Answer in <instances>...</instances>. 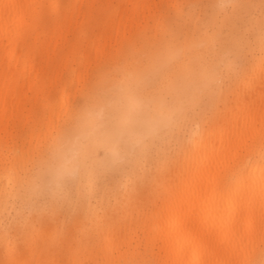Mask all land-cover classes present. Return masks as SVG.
I'll return each mask as SVG.
<instances>
[{"label":"bare ground","instance_id":"obj_1","mask_svg":"<svg viewBox=\"0 0 264 264\" xmlns=\"http://www.w3.org/2000/svg\"><path fill=\"white\" fill-rule=\"evenodd\" d=\"M165 1L0 0V221L37 156L39 163L54 157L56 170L74 173L79 192L87 183L90 194L86 161L100 164L101 147L108 164L166 126H175L178 140L164 161L138 160L123 188L113 178L95 202L82 203L73 218L78 249L55 246L57 232L40 223L49 247L40 251L42 237L31 247L28 233L20 249L2 237V264H264V26L253 42L262 53L244 65L236 105L192 118V103L218 77L211 53L220 6L211 28L198 19L169 21ZM151 19L164 34L149 40L142 66L126 56L110 80L105 60ZM31 93L45 111L37 112L30 141L7 149ZM141 189L147 193L138 198ZM90 236L95 244L85 243Z\"/></svg>","mask_w":264,"mask_h":264},{"label":"rangeland","instance_id":"obj_2","mask_svg":"<svg viewBox=\"0 0 264 264\" xmlns=\"http://www.w3.org/2000/svg\"><path fill=\"white\" fill-rule=\"evenodd\" d=\"M233 1L216 0L215 3H212L210 0H166L164 2L165 18L169 21L181 18L183 21L188 20L193 23L194 19H198V24L208 22L211 28L215 7L220 6L213 28L218 25L216 29L221 31L218 33V39L215 41L213 53H211L218 77L211 81L206 89L200 91L192 103L189 113L192 118H208L217 111L223 112L226 107L236 105L239 96L237 83L241 75L246 73L244 65L247 66L253 59H251L252 53H254V56L262 53L260 47L253 42L254 37L258 36V29L264 26V0H237L236 4ZM189 11H192V15L189 14ZM225 16L224 23H221L222 18ZM37 20L45 23V15H39ZM155 26V20L151 19L141 29L142 33L135 32L117 47V51L112 58L105 60L103 68L107 70L112 67V71L108 76L110 80H113L114 76H119L118 68L115 70L114 67L123 63L126 56V59L134 61L136 66H142L145 61V55L142 53L149 40L154 35L161 37L164 34L162 28L159 30ZM168 26L166 25L165 29ZM250 43L251 46H249ZM255 87H253V90L256 89ZM31 94L33 96H31L27 106L22 111L23 113L13 121V136L8 140L5 139L4 144L7 149L17 147L25 141L29 142L31 139L30 130L37 120L35 117L45 111V106L35 102L34 94ZM58 95H61V92L54 98ZM30 107L34 108L33 115L27 121L25 115ZM86 126H89V124ZM91 126H94V122L91 123ZM188 130V126L184 124L181 136ZM80 132L81 129L78 128V139L82 138ZM173 132L177 135L175 126L172 124L166 126L161 133L147 135L135 144L128 145L124 155L117 157L108 164L101 163L105 153V150L101 147L98 150L100 164L94 159L86 161L88 175L91 176L89 182L93 184L92 193L90 194L86 193L87 183L82 185V190L79 192L74 173L70 171L58 172L56 170L57 160L54 157L50 158L48 162L39 163L41 156H37L36 162L30 165V179L23 186L21 195L17 197L0 221V238L18 240L19 245L17 248L20 249L26 245L25 235L28 233L31 234V247L37 237H42L40 251L45 250L52 243V236L49 237L42 230L36 231L42 223L52 229V235L57 232L58 239L55 246L64 248L72 246L74 249H78L80 243L74 239L75 233L78 232V224L73 219L77 209L83 205V202H95L102 189L110 187L113 178L123 188L126 182L132 179L131 171H139L138 160L148 159L151 165L153 161L155 165L158 159L164 161L167 156L173 155L178 149V140L171 136ZM162 133L165 136L164 139H162ZM164 147L167 149L166 156L162 151ZM137 192L136 197L138 198L144 197V194L147 193L146 190L143 191L142 189ZM62 199H65V202ZM127 203L130 205V200ZM58 208L62 210L55 211ZM58 227L61 228L58 229ZM86 239L84 240L85 243L89 244H95L98 240L96 237L91 236ZM1 253L2 247L0 245V264L4 260ZM35 263L36 258L33 259V264ZM85 264L91 263L85 261Z\"/></svg>","mask_w":264,"mask_h":264}]
</instances>
